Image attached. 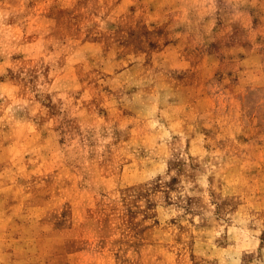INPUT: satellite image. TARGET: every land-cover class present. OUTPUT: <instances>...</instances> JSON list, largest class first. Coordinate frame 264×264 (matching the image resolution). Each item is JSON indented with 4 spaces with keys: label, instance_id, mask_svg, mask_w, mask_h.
Segmentation results:
<instances>
[{
    "label": "rangeland",
    "instance_id": "374dc122",
    "mask_svg": "<svg viewBox=\"0 0 264 264\" xmlns=\"http://www.w3.org/2000/svg\"><path fill=\"white\" fill-rule=\"evenodd\" d=\"M0 264H264V0H0Z\"/></svg>",
    "mask_w": 264,
    "mask_h": 264
}]
</instances>
